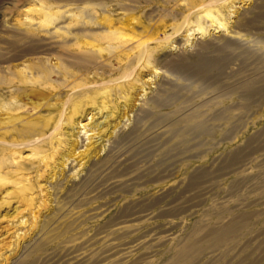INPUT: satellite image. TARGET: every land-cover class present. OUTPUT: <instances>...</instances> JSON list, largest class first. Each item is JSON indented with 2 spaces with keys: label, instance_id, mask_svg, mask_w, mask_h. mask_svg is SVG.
Returning a JSON list of instances; mask_svg holds the SVG:
<instances>
[{
  "label": "rangeland",
  "instance_id": "obj_1",
  "mask_svg": "<svg viewBox=\"0 0 264 264\" xmlns=\"http://www.w3.org/2000/svg\"><path fill=\"white\" fill-rule=\"evenodd\" d=\"M0 178V264H264V0H0Z\"/></svg>",
  "mask_w": 264,
  "mask_h": 264
},
{
  "label": "bare ground",
  "instance_id": "obj_2",
  "mask_svg": "<svg viewBox=\"0 0 264 264\" xmlns=\"http://www.w3.org/2000/svg\"><path fill=\"white\" fill-rule=\"evenodd\" d=\"M212 5V4H211ZM29 11V10H28ZM188 11V10H187ZM211 14V11H207V15L209 16ZM61 28V27H60ZM58 33V32H57ZM108 35V34H107ZM60 124V123H59ZM196 125V124H195ZM58 126V125H57ZM2 178V177H1ZM1 178H0V180H1ZM229 228H231V226L229 227ZM229 230L228 228H225V230ZM231 231V230H230ZM224 233V232H223ZM220 235H218V238H215L214 240H215V243H217V242H219V237ZM221 240H222V237H221ZM192 250V245L191 244H186V245H184V246H182V248L179 250V253H178V255H183V254H187V253H189L190 251ZM185 256V255H184Z\"/></svg>",
  "mask_w": 264,
  "mask_h": 264
}]
</instances>
